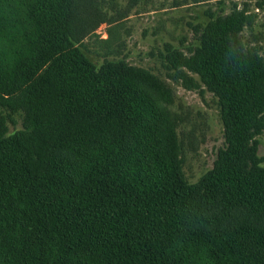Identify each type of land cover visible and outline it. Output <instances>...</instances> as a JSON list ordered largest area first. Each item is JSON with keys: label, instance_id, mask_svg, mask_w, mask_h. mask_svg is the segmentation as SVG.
<instances>
[{"label": "trees", "instance_id": "1", "mask_svg": "<svg viewBox=\"0 0 264 264\" xmlns=\"http://www.w3.org/2000/svg\"><path fill=\"white\" fill-rule=\"evenodd\" d=\"M87 2L0 0V264H264V59L241 40L247 16L211 20L189 55L165 48L223 125L189 183L164 85L81 52Z\"/></svg>", "mask_w": 264, "mask_h": 264}, {"label": "rangeland", "instance_id": "2", "mask_svg": "<svg viewBox=\"0 0 264 264\" xmlns=\"http://www.w3.org/2000/svg\"><path fill=\"white\" fill-rule=\"evenodd\" d=\"M97 13L94 30L79 45L96 67L123 62L151 73L165 90L164 102L177 136L184 179L195 183L209 171L224 146L217 98L185 67L173 68L166 47L189 55L203 28L233 10L243 11L248 24L243 44L264 59V0H87ZM9 133L21 129V116L12 114ZM264 166V130L256 136Z\"/></svg>", "mask_w": 264, "mask_h": 264}]
</instances>
